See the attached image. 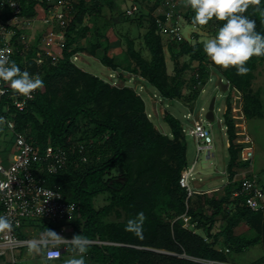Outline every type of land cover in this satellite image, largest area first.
<instances>
[{
	"label": "trees",
	"instance_id": "trees-1",
	"mask_svg": "<svg viewBox=\"0 0 264 264\" xmlns=\"http://www.w3.org/2000/svg\"><path fill=\"white\" fill-rule=\"evenodd\" d=\"M166 1L132 0L131 5L136 3L139 8L133 17L124 12L125 19L138 26H145L147 21L144 41L151 58L146 59L129 39L131 60L123 65L109 55L112 41L103 28L84 25L85 17L100 15L105 4L114 9L115 0H78L65 32V46L55 63L46 58L38 64L34 59L40 36L26 53L18 46L16 64L22 71L40 75L44 87L22 110L9 96H3L0 113L14 121L16 132L25 133L42 149L51 144L68 151L67 166L57 173L45 171L42 177L46 185L58 187L67 202L76 204L74 218L67 223L73 222V236L82 235L91 242L85 264H208L206 260L240 264L235 262L236 257L257 245L263 248V254L248 264H264V211L252 210L244 194H234L244 181L235 179L239 169L249 167L251 162L240 159L245 144L237 143L240 136L232 113L233 98L224 112L230 154L224 193L217 197L216 193L210 196L203 191L188 197L180 184L184 170L190 167L184 123L169 110L161 119L150 118L140 90L150 85L164 100L193 102L214 68L240 91L246 119H262L264 98L253 81L264 56H253L245 65L250 71L238 75L235 67L225 69L212 61L208 63L202 41L192 44L185 37L168 34L167 47L175 63V74H168L166 33L153 16ZM48 6L47 0H33L29 7L24 1L23 14L34 16ZM178 12L186 23L197 27L192 22L195 12L190 6ZM244 15L255 20L256 31L264 34V0L258 6L250 5ZM160 18L165 20L166 15ZM223 23L213 18L206 25L214 27L216 34ZM97 33L105 41L99 40ZM88 39L89 47L82 44ZM100 48L103 52L99 61L117 71L115 80L122 79L123 85H113V79L74 61L76 53L89 50L95 55ZM185 56L188 60L181 63ZM193 61H198L199 66L190 87L200 88L185 93L184 74ZM125 72L133 76L125 78ZM133 78L140 82L132 83ZM0 129L7 130V126ZM99 195L104 197L100 205L95 203ZM139 212L146 216L142 237L125 230L127 222ZM219 221L223 224L217 226ZM38 222L45 226L47 220ZM49 229L58 233L60 228ZM67 253H72L71 244Z\"/></svg>",
	"mask_w": 264,
	"mask_h": 264
},
{
	"label": "built area",
	"instance_id": "built-area-1",
	"mask_svg": "<svg viewBox=\"0 0 264 264\" xmlns=\"http://www.w3.org/2000/svg\"><path fill=\"white\" fill-rule=\"evenodd\" d=\"M24 1L26 6L29 7L33 0H0V49L10 52V60L15 61L14 58L18 46H22L21 52L26 53L35 44L37 37L40 36V41L36 47L37 54L34 59L38 64H42L46 58L55 63L65 46V32L72 20L73 5L78 0H47L49 2L48 8L34 16L23 14ZM94 1L103 2L109 0ZM13 4L14 6H10ZM132 6L134 7V12H127L128 14L135 13L139 8L136 3H133ZM35 9L38 12L40 5L37 4ZM178 10V0H167L153 12V16L157 19L162 32L173 36L176 35V37L182 39L184 36L180 19L183 16L179 14ZM8 12H11V14H7ZM161 14L166 15L165 20L160 18ZM25 28L30 29L29 35L24 31ZM0 88H3L5 92L4 95H0V99L3 96H9L20 110L24 109L28 102L35 98L37 93V90L34 91L32 93L33 98L27 99L14 93L10 84L4 81H0ZM235 90L240 93L237 89ZM241 100L242 96H240ZM6 109L8 111L9 108L7 107ZM203 109L201 108L199 117L194 120L195 127L191 130V134L197 140H204L202 143L198 142V151L201 152L205 149L207 151L206 158L210 159L215 156L211 150L214 147V142L210 129L204 125L202 118ZM238 112L244 114L242 107L238 108ZM214 115L216 119L215 107ZM0 116L6 118L8 123L5 126L15 134L17 149L13 156L7 158L8 163L5 162L0 154V216H7L13 222V227L10 231L6 230L0 233V254L8 255L10 252L11 260L15 263L17 261L15 256L16 249L28 246L29 241L41 242V239L21 238L15 230V225H20L21 221L25 219L37 221L44 219L62 224L60 232L63 233L66 230L65 224L74 218L76 204L67 202L59 188L46 185L45 179L42 177L45 171L57 173L65 168L68 164V151L61 147H53L51 144L42 149L34 140L29 139L25 133L16 132L14 121L10 120L5 114L0 113ZM206 121L209 126L212 125L211 120L206 119ZM219 122L222 124L223 120L219 119ZM241 133L243 132L237 130V134L240 136L237 139V143L245 144L241 150L240 159L242 161H250L252 164L254 142L248 134ZM195 164L196 162L192 167L186 168L180 179V184L187 190L188 197L203 192L193 185L192 179ZM235 179L237 178L235 177ZM238 179L244 180L243 185L241 190L234 194H244L246 196V204L252 210L264 211V187L259 182L257 175H252L251 177L243 176ZM69 245L70 242L65 240L58 249L59 257L52 260L46 258L47 252L49 250L56 251L57 249H52L49 246L45 251V259L48 261L61 259L64 255V250H67ZM226 251L228 252L229 249H226ZM206 262L208 264H235L216 260H206Z\"/></svg>",
	"mask_w": 264,
	"mask_h": 264
},
{
	"label": "rangeland",
	"instance_id": "rangeland-1",
	"mask_svg": "<svg viewBox=\"0 0 264 264\" xmlns=\"http://www.w3.org/2000/svg\"><path fill=\"white\" fill-rule=\"evenodd\" d=\"M132 0H115L114 9H112L108 4L103 6L101 14L98 16L87 15L84 19V25H91L92 27H101L104 32L112 41L109 48V55L113 57L116 63L128 64L131 60L130 54L128 53V40L131 39L135 43V48L141 52V54L146 58H151V53L144 41V34L147 30V21H145V26H138V24L130 23V19H125L124 12H134V7L131 5ZM138 6V5H137ZM139 7V6H138ZM187 6L185 0H178V9L183 11L186 10ZM128 14L129 16H135V13ZM182 26V34L189 41L194 44L196 41H204L209 38H213L215 34V28L209 27L207 25L193 26L186 23L184 18L180 19ZM36 29V28H35ZM95 29V28H94ZM27 34H30V29H24ZM38 31V30H36ZM194 34H199V37L196 38ZM37 36V35H36ZM99 40L105 41L103 36L98 35ZM168 34H166V46H165V57L167 62V71L168 74H175V63L171 58V54L167 47V41L169 42ZM198 39V40H197ZM171 40V39H170ZM37 41V39H36ZM82 44L89 47L90 40L83 41ZM103 52V48H100L97 51V54L91 55L88 51L83 53H76L74 61L80 64L83 68H88L91 72H94L102 77L107 79H113V85H123L124 81L122 79L115 80L118 76L117 71H112L109 67L107 68L102 64L100 59V54ZM188 60V57H182L180 62L183 63ZM211 59L207 61L210 63ZM199 66L198 61H193L192 67L187 70L184 74V79L186 80V87L184 88L185 93L192 92L193 89H199L200 86L196 87L192 83L193 75L197 72ZM211 76L207 79L205 86L201 88L198 93V97L193 102H184L183 100H164L159 95L157 96L156 91L150 87L146 88L140 87L142 90L143 97L147 104V110L149 112V117L152 119H161L166 114V111L169 110L174 116L181 119L185 126L186 137L188 141V163L189 166L195 164V171L193 176V185L195 180L202 190L209 189L212 187H220L219 191L209 190L207 194L212 196L216 193L217 197H220L224 193V186L228 183L229 177L227 172V164L230 158L229 154V134L226 129V123L224 120V111L228 106V101L233 98L232 102V113L234 118L237 121V130L243 132L241 134H248L254 142V158L252 160V175H257L258 180L261 184H264V118H253L246 119L245 115L242 112H238V108L243 106V100L240 101L241 94L238 93L235 88L230 86L227 90H222L219 86V78L221 77L219 72L214 68L210 70ZM256 77L253 81V86L255 89H260L262 97L264 98V61L259 63L255 70ZM131 75L130 72H125L124 77L129 78ZM226 82L225 79H223ZM132 83H139L140 81L137 78H133ZM201 85V84H199ZM215 100V113L216 119L212 121V125L209 126L206 121V114L210 107L211 101L213 98ZM201 108H204L202 111V118L204 120V125L210 129L211 135L213 136L214 147L211 149L214 152L215 156L207 159V151H198V142L202 143L204 140H197L191 130L195 127V118L199 117ZM220 109V110H219ZM219 119L223 120L221 124ZM159 125V123H157ZM167 127V125H166ZM4 131V132H3ZM0 129V154L3 156L6 163L7 158L13 156L16 153L15 145V134L8 129ZM245 137V135H244ZM242 169V168H241ZM240 170V169H239ZM250 175V177L252 176ZM242 177V175H237L236 178ZM249 177V176H246ZM196 186V185H195ZM96 204H103L104 197L99 195L96 200ZM73 222L65 224V232L61 233L60 229L58 234L63 237L73 236ZM223 221H219L217 226L222 225ZM54 226H59L61 224L58 222H46L45 226L40 224L37 220L34 219H25L22 220L20 225H15V230L19 236L23 239L29 237L39 236L41 232L48 230V228H53ZM245 229L247 227H244ZM70 246V245H69ZM15 254L19 259L17 264H40L39 259H37V252L29 254L28 246H22L15 250ZM263 254V248L260 245H257L253 248H250L248 251L239 254L236 257L235 262L240 264H248L251 261H254ZM11 253L8 255L0 254V264H13L12 260H9ZM61 259L55 260L54 264H59Z\"/></svg>",
	"mask_w": 264,
	"mask_h": 264
},
{
	"label": "clouds",
	"instance_id": "clouds-1",
	"mask_svg": "<svg viewBox=\"0 0 264 264\" xmlns=\"http://www.w3.org/2000/svg\"><path fill=\"white\" fill-rule=\"evenodd\" d=\"M185 3L195 12L192 21L194 24L204 26L213 18L224 22L213 38L202 41L203 51L215 65L225 69L235 67L238 75H246L250 71L245 66L247 62L253 56H264V34L256 31L255 20L244 15L250 5L258 6L261 0H185ZM0 81L8 82L14 93L27 99H32V93L44 87L40 75L33 76L26 70L22 71L15 61L10 60V52L5 49H0ZM4 94V89L0 88V95ZM7 123L6 118L0 116V126ZM145 220V214L139 212L127 222L125 230L142 237ZM12 227L11 219L0 216V232L10 231ZM65 240L70 242L73 255L64 264H85L84 256L91 245L89 239L78 234L66 239L49 228L42 235L40 243L28 242L29 254L40 253L43 248L51 246L57 250H49L46 258L56 259L59 257L58 249Z\"/></svg>",
	"mask_w": 264,
	"mask_h": 264
},
{
	"label": "crops",
	"instance_id": "crops-1",
	"mask_svg": "<svg viewBox=\"0 0 264 264\" xmlns=\"http://www.w3.org/2000/svg\"><path fill=\"white\" fill-rule=\"evenodd\" d=\"M193 164H194V163H193ZM238 174H239V175H242V177H243V176H244V177H246V176H250V175L253 174V173H252V167L249 166V167H246V168H242V169H240V171L238 172ZM239 175H238V176H239ZM194 184H195L196 186H200V184H198V183L196 182V180H195ZM218 188H220V187H212V188H209V189H205V190H203V191H208V192H209V190H210V191H211V190L219 191ZM199 190H202V189L199 188ZM46 232H47V230L44 231V232H41V233L39 234V236L37 235V236H35V237H29V238H33V239H41L42 235L45 234ZM66 238H72V236H70V237H66ZM45 251H46V248H43L42 251H41L40 253H37V259H39V263H40V264H54V263H53L54 261H48V260L45 259L44 256L42 257V253H44ZM72 255H73V253H67V250L64 251V256H63V258L61 259V262H60L59 264H64V261H65L66 259L71 258ZM15 256H16V254H15ZM8 257H9V260H11L12 256H8ZM77 258H79V257H77ZM16 259H17V261H16L15 263L12 262V261H11V263H13V264H17L18 261H19V259L17 258V256H16Z\"/></svg>",
	"mask_w": 264,
	"mask_h": 264
},
{
	"label": "water",
	"instance_id": "water-1",
	"mask_svg": "<svg viewBox=\"0 0 264 264\" xmlns=\"http://www.w3.org/2000/svg\"><path fill=\"white\" fill-rule=\"evenodd\" d=\"M229 85H230L229 82H224L222 77L219 78V86L222 90H227L229 88ZM215 100H216V98L214 97L211 101L210 107H209L208 112L206 114V118L211 120V121H214V119H215V115H214ZM64 251H66V250H64Z\"/></svg>",
	"mask_w": 264,
	"mask_h": 264
}]
</instances>
